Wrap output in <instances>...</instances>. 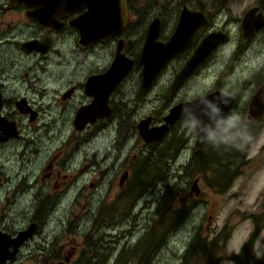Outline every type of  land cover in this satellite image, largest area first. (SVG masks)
<instances>
[{"label": "flooded vegetation", "instance_id": "1", "mask_svg": "<svg viewBox=\"0 0 264 264\" xmlns=\"http://www.w3.org/2000/svg\"><path fill=\"white\" fill-rule=\"evenodd\" d=\"M92 1L0 0V159L5 149L21 143L20 157L29 155L32 166V170L24 175L27 184L8 183L13 184V188L8 191L7 200L12 196L16 200L28 196L32 212L25 228L2 229L0 234L14 239L25 230L32 228V231L16 252L14 246L9 248L5 264H18L22 259H25L24 263L26 259L31 261L29 255L22 257L27 246L33 253H40L39 260L30 264H108V255L113 251L108 243L109 233L115 227L114 221L125 219L106 211L99 212V207L97 214L93 215L91 206L98 202L114 207L126 204L136 211L143 203H149L148 197L151 203L155 202L158 179L152 176L148 181L146 173L155 161L162 159L158 149L166 140L164 138H169V133L178 124L189 120L182 119L170 126L161 141L145 142L140 136V123L150 118V128L161 126L172 107L160 115L153 108L151 115L146 116L142 111L148 105V99L143 100L142 94H148L161 75L176 64L169 86L171 104H186L199 99L202 96L189 101L182 93L229 41L224 28L211 30L210 13L203 8H190L186 3L181 4L179 12L176 11V22L169 35L164 36V16L157 15L150 22V17L143 20L142 11L134 3L136 0H126V27L100 40L94 36L95 24L88 15ZM185 8L202 13L206 23L195 31L190 45L175 55L153 85L146 89L140 58L151 26L158 20L157 42L168 43L176 34ZM218 32L226 33L225 43L211 52L172 93L173 81L201 43ZM184 44L187 45V41ZM117 58L121 59L120 66L124 64L129 69L115 85V75H110L109 70ZM136 73L141 84L133 100L125 97V100L117 101L118 93ZM263 84L264 79L255 93ZM237 101L238 98L235 104ZM92 104H107L104 117L94 119L93 111L89 110ZM186 149L187 146H183V150ZM3 170L1 164V175H5ZM89 171L91 175L85 180L82 173L89 174ZM190 200V203L197 201L192 207L189 203V212L195 214L200 209V198ZM133 215L135 220H140L141 209ZM126 219H132L131 212ZM83 221H90L91 227H86L87 223L83 227ZM200 228L188 234V248L179 263L188 258L189 264H264V253L260 257L254 255V262L250 263L262 231H251L240 250L228 254L233 233L223 228L218 232L213 229L200 234ZM74 233H81V242L86 245L87 254L79 260H75L79 249ZM69 236L73 238L69 239ZM159 246L155 240H146L145 236L134 244H127L128 248L123 251L131 255L128 263L149 264L150 258L154 257L155 261L159 258ZM154 253L156 255L150 257Z\"/></svg>", "mask_w": 264, "mask_h": 264}, {"label": "rangeland", "instance_id": "2", "mask_svg": "<svg viewBox=\"0 0 264 264\" xmlns=\"http://www.w3.org/2000/svg\"><path fill=\"white\" fill-rule=\"evenodd\" d=\"M134 3L136 8L142 11V17L145 21L149 17L148 22L157 15L164 16V36H168L171 32L176 22V13L181 10L182 3H186L193 9L203 8L210 13L212 17L211 30L217 31L224 28L229 34V41L195 75L182 96L190 101L212 91L221 90L238 98V101L229 117L211 128L209 139L203 148L196 146L197 135L192 126L194 120H185L178 124L169 133L171 134L169 138H164L166 140L161 142L158 149L162 153V159L154 162L149 174L150 180L152 176L153 179H158L159 186L155 191L157 198L155 202L151 203V199L148 197L149 203H143L136 211L128 208L126 204L114 207L98 202V204L91 206L93 215L97 214L99 207V212L106 211L125 219L122 222L114 221L115 227L109 233L111 237L108 243L113 251L108 255V264H134L128 263L131 255L123 250L128 248L126 247L127 244H134L138 239L145 236L146 240H155L156 244L161 245L157 248L161 251L159 258L157 261L154 260V257L153 259L150 258L149 264H185V259H183V263H179V260L188 248V234L196 232L200 227V234H205L213 229L218 232L223 228L233 233L227 248L228 254L237 253L246 242L251 231L254 229L262 231L251 258L250 263H252L254 262V255L258 254L260 257L264 253V118L251 122L247 119V114L251 98L253 99L256 94L255 91L264 79V27L252 39H245L241 30V22L246 12L255 7H260V12L264 15V0H136ZM235 51L237 53L231 59ZM174 66L168 68L161 75L148 94H142L143 100L148 99L146 102L148 105L142 111L146 116L151 115L154 111L153 108H156V112L160 115L166 114L171 107L176 106V104H171L172 97L169 92ZM140 84L141 81H139L136 73L131 79H128L121 92L118 93L117 101L125 100V97L128 100H133L132 98L139 90ZM122 96L123 99H121ZM237 126L242 131L250 130L253 133L254 128L258 131V135L251 145V141L246 138L243 141L241 138L238 141L234 139L238 132L232 135V129ZM223 134L230 144L234 145L235 142H240V144L238 155H232L225 161L224 174L237 173L234 183L226 192L221 193L217 189H213L208 182V179L213 178L212 171L205 174H194L192 170L193 174L190 177L185 173L190 166L192 167L194 154H198L196 152L199 149L204 154L208 153V149H211L214 142L216 145L218 137ZM175 135L174 143L179 146L183 142L187 149L185 151L182 149L181 155L176 159L172 157L165 159L164 156H169L167 150L170 147L169 142L164 146L165 141L174 139ZM21 148V143L14 144L4 150L0 159V165H4L3 171L5 173V175L0 174L2 179L0 182V230L25 228L32 212V205L28 196H20L17 200L12 196L9 201L7 200V193L13 188V184L8 183L23 182L27 184L24 175L32 170L30 156L26 154L24 157H20ZM84 154L82 151L83 156ZM231 161L233 163L230 165ZM156 164L157 167L155 168ZM90 171L89 174L82 173L85 180L89 179ZM162 172L167 177L165 182L162 180ZM73 175L77 177L76 173ZM196 179L199 180V195L192 190ZM116 182L118 183V180ZM177 182L185 191L180 198L176 199L173 209L162 217V202L166 187ZM191 198H200L201 204H198L200 209L195 214L189 212ZM193 202L197 201H192L191 207L194 205ZM183 207H186L188 211L184 209L182 219L176 222V214ZM140 209L141 219L135 220L133 213H139ZM130 212L135 222L132 219H126ZM85 223H87L86 227H91L90 221H83V227H85ZM152 225H155L156 228H151ZM134 228L135 230H133ZM122 233L125 235L120 236ZM74 236L79 249V254L76 253L75 260H79L84 254H87L86 245L81 242L83 239L81 233H74ZM72 238L73 236H69V239ZM26 255H29L32 260L26 259V263H24L25 259H22L18 264H30L34 260H39L40 253H33L31 248L27 246L22 257H26ZM152 255L155 256V253L151 254L150 257ZM121 256H123L122 260ZM187 256L188 254H185V257Z\"/></svg>", "mask_w": 264, "mask_h": 264}, {"label": "water", "instance_id": "3", "mask_svg": "<svg viewBox=\"0 0 264 264\" xmlns=\"http://www.w3.org/2000/svg\"><path fill=\"white\" fill-rule=\"evenodd\" d=\"M91 8L88 15L92 17L95 24L94 36L100 40L107 39L108 34L119 33L124 29L128 22V9L126 0H94L90 2ZM109 8V9H108ZM105 12V13H103ZM100 17L97 18V15ZM104 14V16H103ZM99 22V24H97ZM206 23L204 15L200 12H191L185 8L181 14L180 22L175 36L166 44L157 42L159 33V21H155L148 34L140 64L143 65V86L150 88L160 72L173 59V57L184 51L191 42L195 31ZM264 27V15L260 12V7H255L244 15L241 28L245 39H252ZM99 28V30H98ZM227 35L224 32L213 33L205 38L194 56L186 63L184 68L177 75L172 83L171 91L174 93L179 86L194 72L204 59L213 52L218 46L225 43ZM187 41V45H185ZM121 59L117 58L114 65L109 70L110 75H115L114 84L117 85L126 74V65L120 66ZM132 65V64H131ZM130 67V65L128 66ZM236 98L221 90L212 91L203 95L199 99L186 104H178L170 109L168 116L165 117V124L150 128L151 119L140 123V136L147 143H157L163 139L170 126L175 125L182 119L195 120V131L197 135L196 146L203 148L209 139L211 128L219 122L226 120L235 107ZM107 104H92L89 107L93 111L94 119L102 118L107 110ZM107 115H109L107 113ZM264 117V84L253 97L248 108L247 119L249 121H259ZM192 190L199 195V180L196 179ZM32 228L19 233L12 239L7 234H0V264H5L9 248L18 246L28 239ZM15 255V253H12Z\"/></svg>", "mask_w": 264, "mask_h": 264}, {"label": "trees", "instance_id": "4", "mask_svg": "<svg viewBox=\"0 0 264 264\" xmlns=\"http://www.w3.org/2000/svg\"><path fill=\"white\" fill-rule=\"evenodd\" d=\"M235 132H238V135L234 137L236 141H238L240 138L243 141V139L246 138L247 140L251 141L250 145L255 141V137L258 135V131L255 128H254V132L251 133L250 130L242 131V129H240L239 126H237L232 129V135H234ZM175 138H176V135L174 139L165 141L164 146H166L167 142H169L170 144V147L167 150V153H169L168 154L169 156L168 157L164 156L165 159L170 158V157H172L173 159H176L182 153L184 144L182 142L179 146L176 145L174 143ZM217 141L218 142H216V145H214L215 143L214 142L213 143L214 146L212 145L211 149L210 148L208 149V153L204 154L203 151L199 149L196 152L198 154H194L192 167L190 166L188 171L185 174L189 175L190 177L193 174L192 170L194 171V174L195 173L205 174L208 171H212L213 178L208 179V182L210 183L213 189H217L219 192L224 193L234 183V178L237 175V173L235 174V172H229L228 174H224V168L226 166L225 161L228 159V157L232 155H236V156L238 155L240 142L239 143L235 142L234 145L230 144L228 140L226 139V137H224V134L219 136ZM213 153L216 155H214ZM232 163L233 161H231L230 165ZM150 170L151 168H149L148 172L146 173V176H148L146 180L148 181H150V178H149ZM162 174H163L162 180L163 182H165L167 179L166 174H164L163 172ZM184 191L185 190H182V188L180 187L179 182L169 184L166 187V191L163 195V202H162V209H163L162 217H164L170 210L173 209L176 199L180 198L183 195ZM184 209L188 211L186 207H183L181 210H179L176 214V218H175L176 222H179L182 219V214H183ZM151 228L154 229L156 227L155 225H152ZM188 260H189L188 258L185 259V264H189L187 263Z\"/></svg>", "mask_w": 264, "mask_h": 264}, {"label": "clouds", "instance_id": "5", "mask_svg": "<svg viewBox=\"0 0 264 264\" xmlns=\"http://www.w3.org/2000/svg\"><path fill=\"white\" fill-rule=\"evenodd\" d=\"M233 119H236V118H233ZM231 123V121H230ZM192 126L195 127V121L192 122Z\"/></svg>", "mask_w": 264, "mask_h": 264}, {"label": "bare ground", "instance_id": "6", "mask_svg": "<svg viewBox=\"0 0 264 264\" xmlns=\"http://www.w3.org/2000/svg\"><path fill=\"white\" fill-rule=\"evenodd\" d=\"M169 233V232H168ZM156 255V254H155ZM152 259V258H151Z\"/></svg>", "mask_w": 264, "mask_h": 264}]
</instances>
